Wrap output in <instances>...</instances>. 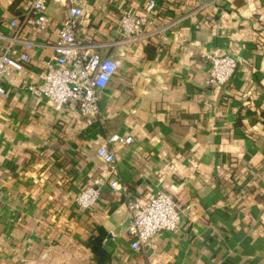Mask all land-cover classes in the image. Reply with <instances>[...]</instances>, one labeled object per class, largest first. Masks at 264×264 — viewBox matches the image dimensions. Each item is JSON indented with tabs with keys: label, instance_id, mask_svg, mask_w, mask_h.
Instances as JSON below:
<instances>
[{
	"label": "crops",
	"instance_id": "0c3cea01",
	"mask_svg": "<svg viewBox=\"0 0 264 264\" xmlns=\"http://www.w3.org/2000/svg\"><path fill=\"white\" fill-rule=\"evenodd\" d=\"M25 1L0 0V34L13 36ZM87 9L80 33L119 64L99 123L20 89L42 80L66 0H48L49 31L21 34L36 44L21 46L31 63L2 78L11 96L0 99V264H264V0H87ZM122 9L147 17L138 42L119 34ZM209 54L236 59L229 83L207 85ZM114 135L133 142L109 143ZM104 144L126 192L105 190L81 211L76 197L102 175ZM159 190L190 208L180 232L136 251L127 198Z\"/></svg>",
	"mask_w": 264,
	"mask_h": 264
},
{
	"label": "built area",
	"instance_id": "2783aa9c",
	"mask_svg": "<svg viewBox=\"0 0 264 264\" xmlns=\"http://www.w3.org/2000/svg\"><path fill=\"white\" fill-rule=\"evenodd\" d=\"M26 10L9 23L14 30L12 37L0 34V99H8L11 90L2 78L26 70L31 56L21 46L31 49L36 44L21 34L28 28L44 33L49 31L51 18L48 15V0H26ZM151 1L148 10H153ZM66 17L52 45L53 57L47 62L42 80L31 83L25 79L20 89L33 96L54 103L57 110L67 106L78 108L88 125L101 117L103 94L116 74L119 64L112 57L104 56L101 45L79 31L81 19L87 9V0H66ZM146 16H137L129 9L121 10L120 36L132 42L142 39ZM210 60L208 86L225 85L234 77L237 61L232 55H207ZM108 142L132 143L133 138L114 135ZM97 157L102 163L103 173L93 183L84 186L76 197L81 211H87L101 202L105 190L115 192L126 186L118 176L116 152L104 144L98 148ZM127 207L133 234L132 247L139 251L159 232L178 233L182 229L183 217L190 208L181 207L175 197L159 190L150 200L127 198Z\"/></svg>",
	"mask_w": 264,
	"mask_h": 264
},
{
	"label": "trees",
	"instance_id": "16d2710c",
	"mask_svg": "<svg viewBox=\"0 0 264 264\" xmlns=\"http://www.w3.org/2000/svg\"><path fill=\"white\" fill-rule=\"evenodd\" d=\"M96 123H99V122H96ZM96 123H94L93 125L95 126V125H96Z\"/></svg>",
	"mask_w": 264,
	"mask_h": 264
}]
</instances>
